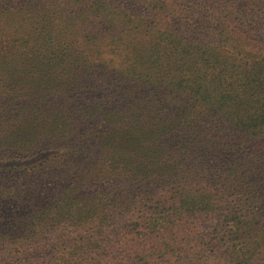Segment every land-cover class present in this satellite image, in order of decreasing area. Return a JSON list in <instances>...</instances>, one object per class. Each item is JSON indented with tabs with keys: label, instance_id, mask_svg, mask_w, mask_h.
Masks as SVG:
<instances>
[{
	"label": "trees",
	"instance_id": "1",
	"mask_svg": "<svg viewBox=\"0 0 264 264\" xmlns=\"http://www.w3.org/2000/svg\"><path fill=\"white\" fill-rule=\"evenodd\" d=\"M136 1L147 15L110 0H0V163L47 154L0 167V201L16 207L0 264H264L254 0H191L218 45L180 35L173 20L191 8L179 0ZM201 217L221 238L189 239L184 220Z\"/></svg>",
	"mask_w": 264,
	"mask_h": 264
},
{
	"label": "rangeland",
	"instance_id": "2",
	"mask_svg": "<svg viewBox=\"0 0 264 264\" xmlns=\"http://www.w3.org/2000/svg\"><path fill=\"white\" fill-rule=\"evenodd\" d=\"M115 4L124 5L131 13L134 14H142L147 15V6L141 4L136 0H110ZM180 3L182 2L185 7H189L191 17L188 20H173V26L178 30L181 36H183L188 41L194 42H204L209 44L218 45L220 43V35L218 25L209 20L210 11L204 9L200 2H192L191 0H179ZM255 7L251 9L253 13L259 15L261 18L258 19L257 24L254 23L255 29L259 32H262L263 39H264V0H254ZM251 6V5H250ZM116 57V55H115ZM264 58V56H263ZM175 107V105L173 106ZM45 154H40V156H36L33 160L28 161H8V162H1L0 167L7 166V167H15V168H28L31 166L34 161L41 159L42 157L46 156ZM49 156V155H48ZM47 157V156H46ZM215 192L219 193V195H223V198H227L228 201H231V206H236L239 204V207H243L241 210L243 213L247 215V217H253L255 215L256 210L252 207V205H242L244 204V200L242 202H238V197L240 196L236 191L232 190L229 187H223L222 185L215 186ZM247 201L251 200L250 197H246ZM15 204L9 205L5 202L0 201V225L2 226H9L12 222L16 209ZM221 220V219H220ZM185 227H188V224L192 226V235H188L189 239L191 237H199V235L204 234L205 232H210L212 237L214 235L217 236V239L221 238L222 232L220 231V227L216 228L217 232H213V229L216 225V221L209 217H201L199 219H190L185 221ZM188 223V224H187ZM218 223L220 221L218 220ZM202 241V239H200Z\"/></svg>",
	"mask_w": 264,
	"mask_h": 264
}]
</instances>
